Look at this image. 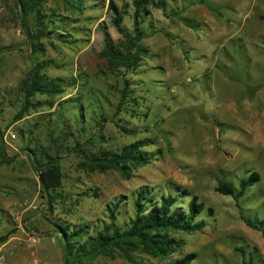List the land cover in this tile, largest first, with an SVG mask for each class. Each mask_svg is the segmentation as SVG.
<instances>
[{
    "label": "rangeland",
    "instance_id": "374dc122",
    "mask_svg": "<svg viewBox=\"0 0 264 264\" xmlns=\"http://www.w3.org/2000/svg\"><path fill=\"white\" fill-rule=\"evenodd\" d=\"M84 1L77 12L62 0H45L41 12L56 23L34 54L14 0H0V235L10 232L8 244L0 245V264H66L56 226L101 229L110 223L108 210L121 201L115 220L122 227L133 217L132 201L142 188L156 198L172 192L180 211H187L191 198L203 203L196 217L205 222L202 231L169 232L182 246L167 259L137 250L73 264H173L190 253L192 264H264V237L242 220L262 221L264 230V0H163V8L149 6L140 42L148 55L130 72L99 55L105 35L115 47L125 44L110 22L109 0ZM112 1L132 33V0ZM43 61L48 66L41 73L82 85L64 87L54 97L35 95L34 106L17 120L21 82ZM124 76L141 101L118 112ZM102 117L101 129L96 122ZM118 118L133 132H121ZM141 139L149 140L144 150L151 159L131 167L128 178L113 169L92 171L85 163V155ZM35 148L60 157L62 185L51 192L50 204L29 157ZM252 172L259 181L242 197L216 191L218 179L237 187Z\"/></svg>",
    "mask_w": 264,
    "mask_h": 264
},
{
    "label": "trees",
    "instance_id": "16d2710c",
    "mask_svg": "<svg viewBox=\"0 0 264 264\" xmlns=\"http://www.w3.org/2000/svg\"><path fill=\"white\" fill-rule=\"evenodd\" d=\"M62 1L69 9L77 12L81 10L80 7H83L85 3L84 0ZM14 2L19 10L21 27L26 36V41L32 52L38 54L41 51L39 40L45 37L48 32H52L50 29H52L56 22L52 23L49 18L50 16L41 12V7L45 0H14ZM151 5L156 8L164 7L163 0H132L134 22L133 32L131 33L122 26L125 12L119 9L112 0H109L106 11L110 15V22L125 40L123 46L115 47L108 41L105 35L104 46L99 55L111 67L124 69L128 72L134 71L140 66L142 58L148 55L147 50L140 43L142 39L141 26L143 25L141 22ZM205 5L208 9H212L208 3ZM59 31L66 30H62L59 27ZM46 66H48L46 61L36 63L27 77L21 82L20 91L23 106L17 114V120L23 117L29 107L34 106L31 99L35 95L40 94L54 97L62 94L64 87L82 85L81 82L77 83L74 78L63 81L48 77L46 74L41 73V70ZM130 85V82L124 76L115 107V110L118 112H125L131 107L140 105V96L135 95V88ZM81 111L82 108L78 107V112ZM105 121L106 118L102 117L96 123L102 122L100 124V128L102 129L104 128L103 122ZM121 121L122 119L118 118L114 122L116 127L121 132L132 133L133 131L123 126ZM81 123L83 121H80L79 125ZM149 144L148 139H141L117 151L107 150L99 156L89 157L85 155V163L92 171L104 173L107 169H113L124 178H128V171L131 167L137 168L150 162L151 156L144 150ZM29 157L32 160L34 169L38 173L41 191L45 194L47 202L50 204L52 202L51 192H54L62 185L63 174L59 163L60 157L48 154L38 148L30 149ZM1 162H7L4 155H1ZM259 178L258 173L252 172L248 176L239 179L237 187L232 186L223 179H218L216 191L221 195L229 196L236 200L256 184ZM120 202L116 201L112 208L108 210L110 212V223L101 229L89 232L79 227L77 230L70 231L63 225L59 224L56 226V232L59 233L63 243V252L67 259L66 264L77 263L82 259L95 258L101 255L109 256L114 252L128 255L129 252L137 250L145 251L157 258L167 259L182 246L181 242L168 235L169 232L202 231L205 226L203 220H196V217L205 210L204 204L198 202L196 198L190 199L187 211L185 212L175 207L177 196L172 192L168 191L167 194L156 198L150 190L142 188L137 191L132 201L133 217L122 227L118 226L115 220ZM208 211L211 212V210ZM242 220L249 228L260 231L264 237L262 221L257 225L254 221L252 222L244 217H242ZM84 236L86 238L83 240ZM9 237L10 232L0 235V245L7 242ZM128 258L131 259L130 257ZM194 258L195 255L190 253L175 260L173 264H192Z\"/></svg>",
    "mask_w": 264,
    "mask_h": 264
},
{
    "label": "built area",
    "instance_id": "2783aa9c",
    "mask_svg": "<svg viewBox=\"0 0 264 264\" xmlns=\"http://www.w3.org/2000/svg\"><path fill=\"white\" fill-rule=\"evenodd\" d=\"M7 135H8V137H10L11 139H14V138H15V135L12 134L11 132H8ZM52 240H54V239H52ZM31 241L34 242V243H36V242H37V239H35V238H31ZM2 258H3V256H0V260H2Z\"/></svg>",
    "mask_w": 264,
    "mask_h": 264
},
{
    "label": "crops",
    "instance_id": "0c3cea01",
    "mask_svg": "<svg viewBox=\"0 0 264 264\" xmlns=\"http://www.w3.org/2000/svg\"><path fill=\"white\" fill-rule=\"evenodd\" d=\"M8 242H9V240H8L7 242H5L4 244H2V246H4V245L8 244ZM2 246H1V247H2Z\"/></svg>",
    "mask_w": 264,
    "mask_h": 264
}]
</instances>
